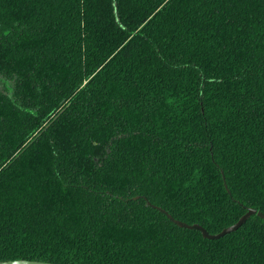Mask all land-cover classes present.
I'll return each instance as SVG.
<instances>
[{"label": "trees", "instance_id": "1", "mask_svg": "<svg viewBox=\"0 0 264 264\" xmlns=\"http://www.w3.org/2000/svg\"><path fill=\"white\" fill-rule=\"evenodd\" d=\"M0 81V262L264 264L167 216H264V0H0Z\"/></svg>", "mask_w": 264, "mask_h": 264}, {"label": "water", "instance_id": "2", "mask_svg": "<svg viewBox=\"0 0 264 264\" xmlns=\"http://www.w3.org/2000/svg\"><path fill=\"white\" fill-rule=\"evenodd\" d=\"M255 213L264 219L263 214L257 212L253 208H248V210L235 223H233L230 226L223 228L220 232H218L216 234H209L202 226H200L198 224L188 225L186 223H183L181 221L173 219L170 215H167V216L169 217L170 220H172L178 226H181L184 228L198 229L201 231L203 237L213 239V238H219L221 236H224L225 234H228V233L238 229L248 219V217H250L251 215H253ZM0 264H56V263L32 261V260H12V261H2V262H0Z\"/></svg>", "mask_w": 264, "mask_h": 264}, {"label": "rangeland", "instance_id": "3", "mask_svg": "<svg viewBox=\"0 0 264 264\" xmlns=\"http://www.w3.org/2000/svg\"><path fill=\"white\" fill-rule=\"evenodd\" d=\"M2 86V82L0 81V87Z\"/></svg>", "mask_w": 264, "mask_h": 264}]
</instances>
